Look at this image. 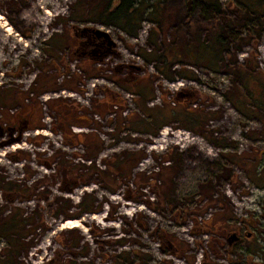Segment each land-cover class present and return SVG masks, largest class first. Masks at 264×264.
I'll return each instance as SVG.
<instances>
[{"label": "rangeland", "instance_id": "1", "mask_svg": "<svg viewBox=\"0 0 264 264\" xmlns=\"http://www.w3.org/2000/svg\"><path fill=\"white\" fill-rule=\"evenodd\" d=\"M164 1L150 0L132 36L97 21L103 0H0L12 26L9 35L0 21L2 35L20 45L12 61H0V225L13 224L12 235L0 232V264H264V0H220L219 9L202 11L197 0H186L201 40L210 44L221 30L227 49L215 68L206 60L172 69L139 55L154 48L151 37L160 34L163 43ZM33 5L39 22L28 18ZM86 28L104 29L114 40L102 59L74 53ZM166 30L175 49L174 29ZM247 58L256 71L244 88L232 71L248 70ZM106 88L126 100L124 108L106 103ZM179 92L190 96L176 99ZM61 105L93 118L90 127H71L84 128L75 131L84 133L77 145L53 129ZM189 134L203 140H183ZM84 194L102 207L83 212L82 227L59 228L57 214ZM234 231L243 239L230 245L227 232ZM166 235L180 251L171 252Z\"/></svg>", "mask_w": 264, "mask_h": 264}, {"label": "trees", "instance_id": "2", "mask_svg": "<svg viewBox=\"0 0 264 264\" xmlns=\"http://www.w3.org/2000/svg\"><path fill=\"white\" fill-rule=\"evenodd\" d=\"M104 6L100 11L95 12L97 15V21H100L101 23L107 24V25H114L118 26L122 30L126 31L128 34L132 36H136L137 30L140 27L141 21L145 18L146 10L153 5V3L150 2V0H103ZM219 1L220 0H197V5L195 7L196 11H202L204 10L203 7L205 6H214L215 8L219 9ZM82 2V1H81ZM164 8L162 10L161 18L158 19L159 29L161 34L164 33V40L163 43H161L160 34H157L154 39H150V42L154 45V48L150 51L143 50L139 52V55H141L144 60L148 63L157 62L159 64L168 65L169 69H172L174 64H182V65H197L199 62L203 61H210L209 65L213 68L216 67V65H220L221 61L224 59L223 55L220 56V54H223V52L227 49L226 42L223 39V34L220 31L214 32L212 35L211 43L208 44V42H204L201 40L199 31H200V25L198 21H195V18H193L194 14L190 13L186 0H166L164 1ZM247 7L252 10V4H248ZM76 11V8L73 9V12ZM253 11L258 14V10L253 9ZM173 28V40H176L177 44L175 49L171 46V43L168 42L166 29ZM168 32V31H167ZM192 43L196 44L195 48L199 51L198 53H195V55H192L190 50L193 48L191 45ZM206 50H205V48ZM204 49V51H203ZM245 62H247L248 70L245 68L243 69H234L232 73L235 75L236 79L234 82L241 84L244 88L246 87V81L247 78L251 75V73H254L255 66H253L249 58L245 59ZM184 67V66H183ZM188 69V68H187ZM250 70L252 72H250ZM190 73H194L193 70H188ZM162 73H165L163 71ZM182 77L190 78L192 80L195 79L194 74H187L183 73ZM105 97H106V103L109 104L111 108L113 106L116 107H125V99L116 94V92L106 88L105 89ZM251 91H247V96L251 95ZM189 97L190 94H183L181 92L177 93L176 99H179L181 97ZM183 98V99H185ZM182 99V100H183ZM237 105V103H236ZM238 106V105H237ZM55 112L57 113L56 116V123L59 126L53 128L55 132H61L64 138V142L67 145H77L79 138L84 135L82 132H74L72 131V126L75 124H78L80 126H88L90 127L93 124V118L90 117H84L83 115L86 113L89 114V112H85L82 108L76 109V111L64 109L63 105L57 107L55 109ZM72 119V121H70ZM14 120V119H13ZM20 121L19 119H17ZM16 124V123H14ZM24 126L19 127L20 131L23 129ZM43 128L44 126H37ZM10 129L13 128V126L9 127ZM43 138V136H39ZM31 142H37V140L34 138L31 140ZM37 143H42V140H39ZM165 158H168L170 161L171 157L165 156ZM20 159H28L27 156H21ZM167 159L164 160L165 162H169ZM55 162V161H54ZM54 162H50L48 165L51 167ZM43 163H46L45 161ZM58 168L61 167L64 168L66 165L63 161H59ZM69 169L70 171L71 166L68 165L65 167V169ZM167 168V166H166ZM77 173L76 170L72 172V175L74 177H77L79 175L75 174ZM154 178L152 175L146 177V181L144 183H141L139 187H146L148 185L149 179ZM92 180H81L80 182L72 183L68 190L72 191L74 188L78 187L79 184H88ZM2 182L0 181V184ZM1 189V188H0ZM111 192L115 193L117 191L116 187H107ZM128 200H135V197L132 196H125ZM106 203H109V199H105ZM149 203V201H147ZM72 207H78L79 211L77 213H70L69 210ZM102 207V203L99 207L94 206V201H88L86 194H84L81 197V200L73 204L72 202H69V205L65 211L61 210L62 212H59L57 216L61 215L63 213V219L68 218H79L81 217L83 212L88 213H96L99 211V209ZM156 210V208H153ZM9 219H14V214L10 215L8 217ZM14 221V220H13ZM77 228H70V230H75ZM13 231V224H7L4 223L3 225H0V232L3 235L9 236L12 235ZM164 239L167 241V244L172 249L171 252H178L180 251V244L172 237L166 235ZM120 241L124 242L125 239H121ZM10 255V253L8 254ZM3 264H8L7 260Z\"/></svg>", "mask_w": 264, "mask_h": 264}, {"label": "bare ground", "instance_id": "3", "mask_svg": "<svg viewBox=\"0 0 264 264\" xmlns=\"http://www.w3.org/2000/svg\"><path fill=\"white\" fill-rule=\"evenodd\" d=\"M47 1L50 2V3L55 1L54 4H56V2L59 1V0H47ZM39 11L40 10H39L38 6L37 5H33L31 10L29 11L28 18L31 19L32 21L35 20L36 22H39V20H40ZM46 13L50 15L51 14V10L47 9ZM0 21L2 22L1 26L4 28V30L9 35H11L12 34V26L10 24L6 23V19H5L4 15L1 12H0ZM3 28L2 29L0 28V61H1V63L4 64V63L12 61L11 57H12L14 52H18V50L20 49V45L19 44L14 45L12 43V40H11L10 37H4L2 35ZM180 85H181V83H180ZM37 132H40V131L37 130L36 133ZM42 132L44 134H49L45 129ZM164 133H167V131L164 130ZM177 136H179V135H177ZM189 137H191V139H189L187 141L191 142V143L203 140L199 136H196L195 134H189V136H186L185 138H183V140H186ZM161 140L165 141L164 138H162ZM23 144H25V143H23ZM21 146L22 145L18 143V144L12 145V149L19 148ZM208 153H209V151L207 149H205L204 154H208ZM0 154H3V153H0ZM126 214H130V212L127 211ZM100 217L102 218V216H100ZM92 218L95 219L96 218V214H94L92 216ZM99 222L100 223H104L103 220H101ZM82 226L83 225H81V219L80 218H68V219H66L64 221L62 220V222H60V227L59 228H75V227H82ZM84 230H86L85 227H84Z\"/></svg>", "mask_w": 264, "mask_h": 264}, {"label": "flooded vegetation", "instance_id": "4", "mask_svg": "<svg viewBox=\"0 0 264 264\" xmlns=\"http://www.w3.org/2000/svg\"><path fill=\"white\" fill-rule=\"evenodd\" d=\"M85 37L80 38L77 41L75 46L74 53L78 54L81 58L88 57L93 59L96 56H99L101 52L107 50L108 45L104 38L98 37L92 30H88L84 32ZM237 233L239 240L243 239V234L241 231H234ZM229 233L227 232V240L229 242ZM253 233L251 231L246 232V238L251 239L253 237ZM230 244V242H229Z\"/></svg>", "mask_w": 264, "mask_h": 264}, {"label": "water", "instance_id": "5", "mask_svg": "<svg viewBox=\"0 0 264 264\" xmlns=\"http://www.w3.org/2000/svg\"><path fill=\"white\" fill-rule=\"evenodd\" d=\"M88 30H92L98 37L104 38L106 43H107V45H108L107 50L101 52V54L99 56L94 57V59H102L104 56H106L111 51V46H113L115 44V42L112 39V37L109 34V32L105 31L104 29H100V28H95V29L94 28H86V29L83 30V32H86ZM62 220L64 221L66 219H62ZM238 240H239V237L237 236L236 232L229 233L230 245L234 244Z\"/></svg>", "mask_w": 264, "mask_h": 264}, {"label": "built area", "instance_id": "6", "mask_svg": "<svg viewBox=\"0 0 264 264\" xmlns=\"http://www.w3.org/2000/svg\"><path fill=\"white\" fill-rule=\"evenodd\" d=\"M84 128H75L74 131H82Z\"/></svg>", "mask_w": 264, "mask_h": 264}]
</instances>
